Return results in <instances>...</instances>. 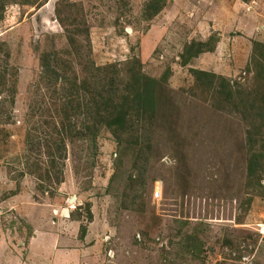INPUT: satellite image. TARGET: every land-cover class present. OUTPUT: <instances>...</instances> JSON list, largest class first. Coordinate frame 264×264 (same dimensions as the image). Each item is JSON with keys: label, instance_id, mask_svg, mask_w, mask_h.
<instances>
[{"label": "rangeland", "instance_id": "rangeland-1", "mask_svg": "<svg viewBox=\"0 0 264 264\" xmlns=\"http://www.w3.org/2000/svg\"><path fill=\"white\" fill-rule=\"evenodd\" d=\"M259 44L264 0H0V264H264V185L247 177L238 145L246 124L221 113L191 74L248 89ZM191 48L209 50L182 59ZM48 51L116 64L108 76L138 60L167 86L163 113L185 147L169 121L136 131L140 150L135 132L121 142L113 129L95 141L75 133L46 177L54 145H40L37 165L30 128L49 119L30 110L49 101L40 64Z\"/></svg>", "mask_w": 264, "mask_h": 264}, {"label": "trees", "instance_id": "trees-1", "mask_svg": "<svg viewBox=\"0 0 264 264\" xmlns=\"http://www.w3.org/2000/svg\"><path fill=\"white\" fill-rule=\"evenodd\" d=\"M151 9H153L152 14L158 11L157 7ZM56 12L60 23L67 22L69 26L76 28L73 23L61 17L58 9ZM70 40L72 45L76 41L71 37ZM86 45L89 46L87 41ZM192 45L190 44L189 48ZM198 45L205 46V42H198ZM259 47L263 50H254L255 57L252 59L256 77L248 89L243 86L239 88L225 77L200 69L191 68V74L195 83L202 87L206 97L213 96L214 106H222L221 113L237 116L245 122L246 135L238 145L241 146V150L244 148L248 155L247 177L256 182L258 187H262L264 185V45L259 44ZM191 50L192 48L182 52V59L187 52L195 55L209 49L197 48L192 52ZM65 52L74 54L69 50ZM40 64L49 101L42 108L38 104L32 105L30 115L32 118L47 116L49 121L36 120L30 128L32 132L34 130V135L30 131L27 132V139L31 135L35 138L36 144L31 150L35 152L37 165L43 164L42 160H39L40 155H37L40 145H54L53 153L56 154V159L47 156L50 168H46L43 172L46 177L54 168L55 160L60 165L65 160L66 141H69L75 133H81L82 136H88L95 141L100 131L113 129V132L118 131L119 136H116V140L121 142L120 135L135 132V146L140 150L143 144V141L140 142L142 136L136 131L150 130L152 122L155 121L163 124L169 121L167 125L175 129L172 131L176 135L172 134V136L179 140V146L185 147L183 132L176 130V123L175 120L170 119L171 115L163 113L167 86L162 81L144 74L138 60L124 63L126 74L123 77L117 72H113V76H108L107 68L111 67L116 71V64L97 67L90 55L76 54L74 58H64L48 51L42 54ZM95 69L98 70L97 75L94 74ZM99 73L103 75L101 78H98ZM165 77L163 74L162 79L164 80ZM38 123H45V127L39 132H37L38 126L36 127ZM134 124H139L140 127L134 130ZM39 133L41 136L37 137ZM189 182L190 179H186L184 184ZM192 242L189 240L186 244L190 252L195 249ZM227 244L232 245V242Z\"/></svg>", "mask_w": 264, "mask_h": 264}, {"label": "built area", "instance_id": "built-area-1", "mask_svg": "<svg viewBox=\"0 0 264 264\" xmlns=\"http://www.w3.org/2000/svg\"><path fill=\"white\" fill-rule=\"evenodd\" d=\"M233 255H234V253H233ZM244 258V257H243Z\"/></svg>", "mask_w": 264, "mask_h": 264}]
</instances>
